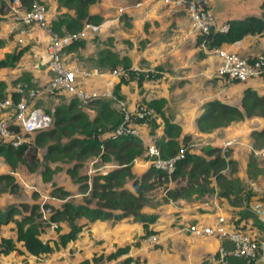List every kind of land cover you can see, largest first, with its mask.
<instances>
[{"label":"crops","instance_id":"1","mask_svg":"<svg viewBox=\"0 0 264 264\" xmlns=\"http://www.w3.org/2000/svg\"><path fill=\"white\" fill-rule=\"evenodd\" d=\"M9 1L0 0V58L19 48H24V51L13 67L0 68V80L5 81L6 87L13 81L26 82L22 80L23 76L29 77L30 82L35 85L45 82L51 76L47 64L49 34L44 29L27 33H20L18 28L12 30L13 19L8 6ZM47 1L52 4L50 11L52 9L54 13L58 6L56 0ZM208 1L218 23L229 22L233 18H242L250 14L260 15L262 11L260 6L262 0ZM88 11L102 16L98 28L81 29L78 39L83 40V44L67 47L64 52L65 61L77 68L72 75L76 84L87 90L94 89L100 92L112 90L114 93L117 90L118 96L125 99L132 110L153 98H164L165 115L170 116L171 122L181 128L178 137L180 143L183 139L181 137L189 135L185 131L193 130V124L204 111V103L207 100L217 98L228 102L227 89L222 88L223 93L221 90L218 92L221 88L220 76L217 74L220 58L214 53L205 52L198 44V34L191 30L190 20L185 11L172 9L157 0H96L89 4ZM18 36H22L23 42L17 41ZM221 46L241 56L252 58L256 52H263L264 35H248L232 43H223ZM106 48L120 56L129 57L135 75L111 73L107 63L100 61L101 51ZM136 67L141 70H135ZM148 69H154L155 72L139 80V73L145 74ZM122 77L126 80L121 81ZM258 79L259 77H253L235 82L232 90L234 95L240 97V103L247 85L251 84V88L260 91V94L264 93V83H256L260 82ZM245 81L251 82L244 83ZM45 99L37 100L36 104L42 106ZM111 106L115 108L113 102ZM156 120L159 124L158 130L164 134V122L159 114ZM148 124L147 122L140 124V139L144 149L148 144L158 146L159 137L153 139L148 133ZM106 132L108 131L103 132L102 136L110 135ZM239 134L241 133L236 135ZM255 153L257 158L264 156L261 151ZM233 159L237 162L236 158ZM111 161L113 162L111 168L118 167L115 161ZM246 161L245 169L248 168ZM239 163L237 162L238 167ZM260 163L261 161L256 162L255 167H261ZM149 167L150 164L136 157L132 171L134 174L137 171L138 175H142ZM3 168H6L5 165ZM5 172L9 170L6 168ZM260 173L263 172L257 171L256 175H262ZM262 182L260 188H264V179ZM126 184L127 182L125 186L131 189ZM213 193L215 196L211 201L177 198L167 204L169 207H166V211L151 209L144 205V212L157 215L149 224L150 229L158 233L156 243L148 241L142 222L132 216L93 221L82 217L85 218V227L65 245L35 255L25 248L21 240L16 241L19 251L0 252V264H89L98 256H103L104 262L110 264H200L204 257L218 251L221 240L218 236L195 235L193 233L195 226L211 224L218 215H223L230 225L231 222L228 220L238 218L237 222L240 225L245 224L249 228L263 227L264 195L260 191L256 193L257 195L253 193L247 200L242 198L240 205H234L227 198L218 195L217 190ZM41 196L47 204H53L57 199L54 195L41 194L39 200ZM222 199L225 201L222 202ZM9 206L3 204L0 210L5 211ZM245 209H249L252 215L241 216V211ZM16 214L18 213H14L13 217L21 216ZM163 214L165 217H162ZM176 216H179L181 228L174 227ZM59 223H64L59 233L69 231L70 226L66 221ZM189 224H192L190 228ZM45 228L49 229V234H46ZM53 231L50 224H46L39 236L44 241L52 243L58 236V233L54 234ZM2 237H16L14 223L11 220L0 224V239ZM261 242L264 245V237ZM114 252L115 256L107 261L108 255Z\"/></svg>","mask_w":264,"mask_h":264},{"label":"trees","instance_id":"2","mask_svg":"<svg viewBox=\"0 0 264 264\" xmlns=\"http://www.w3.org/2000/svg\"><path fill=\"white\" fill-rule=\"evenodd\" d=\"M24 4L30 5L31 0H22ZM62 4H73L75 9L74 15L60 13L59 16L51 23L52 29L56 31L67 30L73 33L79 32L87 22L100 23L102 16L92 14L88 11L89 4L96 0H61ZM261 14H250L242 18H233L229 21L230 27L226 32L211 29L208 33L199 34L197 41L207 43L208 47L221 46L223 43H232L248 35H264V0L260 3ZM83 40L74 39L67 47L82 45ZM24 48H19L5 57L0 58V68L13 67L19 60ZM101 62H106L109 69L116 68L118 65L129 68L131 62L129 57L112 51L109 48L101 51ZM130 75H135V71L129 70ZM145 74L139 73V80ZM27 86L33 85L29 77L23 76ZM125 77L121 81H125ZM238 81V80H237ZM35 86V85H34ZM6 87V83L0 80V95ZM117 96V90L114 92ZM1 97V96H0ZM13 100L19 99V94L14 92ZM78 99L73 97L67 105H57L53 114V124L50 128L37 131L34 134V148L29 155L24 154L26 144L18 147L12 145L0 144V152L3 153L6 161L15 168L19 162L32 165L37 163L38 147L46 143V154L68 155L74 164L67 168L71 175L76 174L80 161L87 156L100 155L103 160H113L119 166L106 173L96 175L91 184V195L95 198V206L87 203H73L65 201L62 208L52 207L44 203L43 206L49 207L50 213L48 218H43L42 210L39 203L31 205L22 203L21 205L28 213H21L19 218L13 217L14 213H20L14 205H10L7 210H0V224L12 221L16 237H2L0 241V252L8 253L11 250L19 251L16 247V241H22L25 248L32 254L40 255L50 252L54 249L65 245L69 240L76 237L82 229L83 224L77 222L78 218L85 217L90 221L95 219H120L126 216H132L135 220L142 222L146 233H151L149 224L153 222L157 215L143 211L146 202L145 192L162 186L176 180L183 184H178L171 188H166V199L176 200L180 197H188L190 194L197 192L200 195L214 192L227 198L232 204H242L240 193L243 189L242 184L237 176L229 177L225 169L231 166V173L234 174L237 168L235 159L228 156V151L219 146L207 145L205 154L186 153L176 160V168L171 174L163 172L161 169L150 166L140 177H136L132 171L134 159L143 152V144L139 137L131 134L104 137L100 135L106 130H114L122 119L121 112L112 107L111 103L105 99H94L93 102L98 104L96 114L93 118L82 110L76 109ZM164 98H153L146 103L153 107L155 113L164 118V136L158 139L157 147L160 155L164 158L177 155L182 149V145L177 138L180 135L178 124L171 122L164 113ZM259 115L264 116V93L260 94L255 89L247 87L243 91L241 103L239 105L211 99L205 103L203 113L198 117L197 122L202 129H209L220 124L227 123L232 119H240L245 116ZM149 118V117H148ZM147 118H143L145 120ZM139 120V119H137ZM153 123V120L149 122ZM254 135H264V128L260 131H253ZM167 136V138H165ZM189 135L183 137L187 141ZM45 155V156H47ZM31 167V166H30ZM81 177L86 178V175ZM127 178L133 179L134 189L125 186ZM0 180L11 182L14 177L10 173L1 174ZM85 187L88 183H84ZM68 194L61 187L53 188V193ZM246 217L252 215L249 209H245L243 214ZM241 215V216H243ZM66 221L70 229L68 232L59 233L57 238L44 241L39 235L46 224L51 222ZM235 224V223H234ZM238 224V225H237ZM236 227L240 228L237 222ZM228 250V259L230 264H249L243 257L235 256L231 253V244L223 242ZM126 249V247H124ZM115 253L111 254L114 256Z\"/></svg>","mask_w":264,"mask_h":264},{"label":"built area","instance_id":"3","mask_svg":"<svg viewBox=\"0 0 264 264\" xmlns=\"http://www.w3.org/2000/svg\"><path fill=\"white\" fill-rule=\"evenodd\" d=\"M157 1L172 9L185 11L190 20L191 30L198 35L208 33L211 29L226 32L230 27L229 22L218 23L208 0ZM30 4L31 6H28L22 0L9 1L8 6L13 19L12 30L18 28L20 33H27L36 29H44L48 32L50 38L47 45V64L51 71V76L47 81L33 86L25 95L21 93L22 89L20 87L15 89V92L19 94L17 101L13 100L12 95L0 97V112L2 113L0 114V144H9L14 147H18L24 143L28 145L30 143L29 138L32 134L50 128L53 124V108L48 110L41 105H37L36 101L62 93L76 97L83 103H89L94 99L102 98L115 100L116 107L121 112L122 119L115 129L112 130V135L121 136L131 134L140 138V130L136 128L135 118L153 115L155 113L154 108L146 104H140L133 111L134 113H130L126 101L118 98L112 90H104L101 92L94 89L87 90L76 84L72 79V75L77 68L65 62L64 52L65 47L79 37L80 31L76 33H57L48 24L45 5L38 0H31ZM86 28L96 30L98 24L87 22L82 29ZM17 41L23 42L22 36H18ZM200 46L205 52L214 53L220 58L217 66V74L226 81H243L262 75L264 67L263 54L249 58L241 56L237 52L223 48L222 46L210 48L204 41L200 43ZM132 69V66L129 68L118 66L111 69V73L118 75L126 74ZM135 70L141 69L136 67ZM154 72V69H148L145 71V75L148 76ZM132 116L135 117L132 118ZM235 140H230L226 144H230ZM181 151L182 149L175 156L164 158L160 155L159 149L154 144H148L143 151V156L148 159L151 166L161 169L167 174H171L176 168V160L180 156H183ZM260 151L264 153V149ZM164 184L159 187L164 188ZM251 187L259 189L254 182L251 183ZM261 192L264 195V188ZM43 210L44 208L42 207ZM43 218H48V216L43 214ZM262 220L264 225V218ZM50 226L55 227L57 223L51 222ZM193 233L200 237L216 235L221 240V244L216 252L217 256L213 255L207 259L208 261H202L201 264H230L227 256L228 250L223 244L225 241L231 244L230 252L235 256L245 258L249 264H264V245L261 247L258 239L248 231L235 228L230 223L228 224L223 215H218L215 222L211 224L195 227ZM147 239L150 243H156L158 241V234L151 233L147 236ZM91 264L110 263L94 261Z\"/></svg>","mask_w":264,"mask_h":264},{"label":"rangeland","instance_id":"4","mask_svg":"<svg viewBox=\"0 0 264 264\" xmlns=\"http://www.w3.org/2000/svg\"><path fill=\"white\" fill-rule=\"evenodd\" d=\"M38 1H40V3L46 5L45 6L46 11H48V24L51 27H52V25H51L52 21L54 19H56L60 13H67L68 15H73L75 13V9L73 7V4H62L63 2L61 0H56V2H57L56 5H58L57 9H56L57 13H56V11L53 13L52 9L50 11V6H52V4H50V1L49 2L47 0L46 1L38 0ZM29 6H31V4ZM91 23H93V22H91ZM56 32L59 34H63V33L70 32V31H67L64 29L62 31H56ZM258 54L264 55V50H263V52H259V51L256 52L254 56H256ZM126 74H129V73L127 72ZM219 79L221 81V88L218 90V92L221 90V93H223L222 88L223 89L226 88L228 91V94L226 96V100L232 104L240 106V104H239L240 103V97L237 96L236 94L234 95L233 94L234 90H232L233 85L235 84V82H238V81L237 80L226 81L222 77L221 78L219 77ZM258 80H260V82L257 81L256 83H258V84L264 83V67H263L262 75L259 77ZM246 82H251V81H245L244 83H246ZM21 83H23V85H21ZM34 85L35 84L27 86V83L24 81L23 82L18 81L16 83L13 81V82L9 83V85H8L9 87H5L2 90V94L0 96L5 97L8 95H13V93L15 92V89H17L19 87L22 89L21 93H23L25 95L29 91V89H31ZM250 86H251V84L247 85L246 88L250 87ZM258 93H260V91ZM224 95H225V93H224ZM117 97L121 98L120 96H117ZM72 98L73 97H71L65 93L56 94V95H53L51 97L46 98L47 100L46 99L43 100L42 106L48 110L53 108L52 113L54 114V110H55L57 105H67V103L70 102V100ZM102 99L108 100L110 103L114 101L113 104H114L115 108L117 109L115 100L109 99V98H102ZM121 99H123V98H121ZM207 101H209V100H207ZM141 104H145V103H141ZM139 105H137L136 107H138ZM127 106H128V104H127ZM204 106H205V103H204ZM136 107H135V109H136ZM97 108H98V104L93 102V100L90 101L89 103L88 102L83 103V102L78 101L77 106H76V109L85 111L87 114L89 113L88 115L90 118L94 117L93 115H95V111ZM128 109L130 110V113H134L133 111L135 109L132 110L129 108V106H128ZM0 114H2V113L0 112ZM201 114H199L198 117ZM157 115H158L157 113L156 114L154 113L153 115H147V116L143 117V118H147L145 120H142L143 118H135L136 119L135 120L136 121V124H135L136 128H138V130H140V124H142L143 122L149 123L151 120H153V123H155V124H150V123L148 124L149 125L148 133L153 136V139H156V137L161 138L162 135H164V134H161L160 129L158 130L159 124L156 120ZM165 116H167L168 119L170 118V116H168V115H165ZM133 117H135V116H132V118ZM198 117L196 118V121L193 124V130L185 131V133L189 134V138L187 141H184L182 139V141H181V145H182L181 153L183 155H185L188 152L206 155L205 154V147L207 145H212V146L217 145V146L221 147L222 149H224V151L227 150L229 157L236 158L237 162L238 163L240 162L239 167L237 165V168H236V171L234 172V174H232L230 171L231 166H228V168L225 169V173L229 177L237 176L239 178V180L242 184V187H243V189L240 193V196L244 200H247L249 197H251V195L253 193L256 194L258 191L261 192V190L263 188L262 187L260 188L259 185H261V183H263L262 180L264 179V156L262 158H260V157L257 158L255 151H260V150L264 149V147H263L264 146V135H262V136L254 135L253 131H255V130L260 131L264 128V116L253 115V116H245L244 118H240V119H232L231 121H229L227 123H223V124H220L216 127L209 128V129L200 128V126L197 122ZM137 119H139V120H137ZM162 119L164 122L163 117H162ZM245 130H247V131L243 132ZM106 131H108V132H106L107 134H110V135L112 134L111 130H106ZM238 133H241V134H239L240 136L236 135ZM34 134H32L30 136V138H29L30 143L25 146L24 154L26 153L27 155H29V152L32 151V149L34 148ZM100 135H102L101 132H100ZM140 135H141V133H140ZM178 137L179 136H177V138ZM181 138H183V137H181ZM233 139H236V140L230 144H226L227 142H229L230 140H233ZM46 143H47V141L44 142L42 145H40L37 149V151H38L37 159L38 160H37L36 165H32L30 161L28 162V164H24V163L19 162L15 168H12L10 166V163L8 161H6L3 153L0 152V175L6 174V173L11 174L14 172L15 174H12L14 177L13 181L16 182V186H12L11 182L8 183L7 180H0V207L3 204L14 205L18 209L21 210L20 213L16 214L18 216L19 214L21 215V213H28V210H25L23 208V206L21 205L22 203H26L29 205H31L33 203H39L41 205L40 210H42V207L44 208L42 213L48 215L50 213V209H49V207L47 208V207L43 206V204L45 202L43 201L44 199L42 196H41L42 197L41 200H39L41 194H49V195L56 196L57 197L56 201L53 204H50L52 207H55V208L56 207L62 208L63 203L65 201H70V202L78 204V203H87L88 202L87 199H89V201H90V202H88L89 205L91 204V205L95 206V198H93L91 195L92 181L94 180V177L96 175L103 174L105 171L111 170L113 168V167L111 168L113 162L111 160H108V159L103 160L100 157V155L87 156L86 158H84L82 160L81 159L78 160V161H80V166L78 167L76 174L71 175L67 172V168L71 167L74 164V161L70 160V158H68V155H66V154L56 156V154L50 153L48 156L46 154V151H47ZM45 155H47V156H45ZM137 157H139V159H141L142 161L144 160L146 163L149 164L148 159L145 156H143L142 153ZM256 158L259 161H257ZM246 160H248V161H246ZM245 161L248 162V168H246V169H245V164H244ZM260 161H261V163H260L261 167L256 168L255 167L256 162L258 163ZM4 165L9 170V172H5L6 168L5 169L3 168ZM257 171L263 172V173H260L262 175H256ZM138 174H139V172L136 171L135 176L140 177L141 174L140 175H138ZM82 175H86L87 177L86 178L81 177ZM85 182L88 183L87 187L83 186ZM252 182H254L260 190L257 191L253 187H251ZM132 183H133V179L127 178V184L126 185L129 186L132 190H135L134 185ZM174 183L178 184V182L176 180H174V181H171L169 183H165L164 188L157 187V188L152 189L150 191H146L145 192V197H146L145 206H147L151 209H157L158 208L159 210L162 209V210L166 211V207L168 206L167 204H170V202L174 201V200H170V199L167 200L166 199V188L167 187L171 188V187L176 186ZM55 187H61L62 189L67 191L68 194L62 195L61 193H58L57 191L55 193H53L52 191H53V188H55ZM214 196L215 195L213 192H209V193H206L203 195H200L197 192H195V194H193V195L190 194V196H188L187 198L188 199H194L195 201H198V200H200V201L201 200L211 201L212 199H214ZM58 199L61 201H59ZM224 201L225 200L222 199V202H224ZM242 212L245 213V211L242 210L241 215H243ZM176 215H178V214H176ZM162 217H165V214H163ZM178 218H179V216H176V218L174 219V221H176V222H174L175 223L174 227L181 228L182 224L179 223L180 219L178 220ZM237 219L238 218L230 219V220H228V222H231V224L233 226H235V228H239V227H236L238 225ZM84 220H85V218H78L77 219V222L83 224L82 228H84L86 225L84 223ZM234 223L237 225H235ZM62 224H64V223H58L57 226L52 227L54 230L53 231L54 234H57V233L59 234V232L63 228ZM191 225L189 224L188 227L190 228ZM195 227H197V226H195ZM239 229L246 230L249 233H251L254 237H256L258 239L261 247H263V243L261 242V240H263V237H264V225H263V227L262 226L261 227L260 226H258V227L252 226L251 228H249L245 224H242ZM249 229H251V230H249ZM45 232H46V234H49V229L45 228ZM151 233L158 234L155 231H152ZM151 233H146V235L148 236ZM212 236H216V235H212ZM144 237H145V235H144ZM0 241H1V239H0ZM111 254H113V253H111ZM111 254H109L108 257L106 258L107 261H109L112 258ZM213 255L217 256L216 253H214ZM213 255L207 256L206 258L204 257V259L201 260L200 264L202 263V261H208L207 259H209ZM94 261L104 262V257L103 256L95 257L91 262H94ZM91 262L89 264H91ZM212 264H214V263H212Z\"/></svg>","mask_w":264,"mask_h":264},{"label":"water","instance_id":"5","mask_svg":"<svg viewBox=\"0 0 264 264\" xmlns=\"http://www.w3.org/2000/svg\"><path fill=\"white\" fill-rule=\"evenodd\" d=\"M70 76V75H69ZM71 77V76H70Z\"/></svg>","mask_w":264,"mask_h":264}]
</instances>
